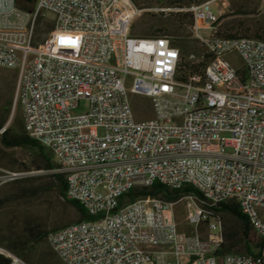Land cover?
Returning a JSON list of instances; mask_svg holds the SVG:
<instances>
[{
    "label": "built area",
    "instance_id": "1",
    "mask_svg": "<svg viewBox=\"0 0 264 264\" xmlns=\"http://www.w3.org/2000/svg\"><path fill=\"white\" fill-rule=\"evenodd\" d=\"M186 11L201 52L183 61L169 36L131 35L132 0H0V69L16 73L24 132L90 217L46 233L64 264H264V248L220 253L217 211L236 205L264 242V40L222 36L210 1ZM39 17L51 28L35 43ZM155 183L181 194L127 197Z\"/></svg>",
    "mask_w": 264,
    "mask_h": 264
},
{
    "label": "rangeland",
    "instance_id": "2",
    "mask_svg": "<svg viewBox=\"0 0 264 264\" xmlns=\"http://www.w3.org/2000/svg\"><path fill=\"white\" fill-rule=\"evenodd\" d=\"M206 1H210L213 15L219 17V31L222 36L230 27L235 28L236 36L245 29L252 33L264 31V0H132L141 12L134 18L130 33L132 36L147 37L154 35L156 30H162L177 44L186 46L188 54L197 55L201 48L188 28L191 15L186 9ZM44 17L53 19L50 13H45ZM46 19L44 21L48 23ZM179 20L182 21L180 22L182 28L177 30ZM45 32L38 35L36 33L35 43L44 40ZM227 58L234 66L242 64L236 56ZM15 81L14 70L0 69V122L7 120L3 128L10 124L14 128L15 124L12 123L14 110H17L22 120L20 106L14 105ZM10 100L12 106L9 114L7 110ZM130 100L134 108L139 105L136 114L138 120L152 117L148 98L132 96ZM83 109L84 103L80 111ZM14 130L16 131V128ZM41 164L31 150L19 147L5 148L0 143V246L9 250L10 245H24L34 261L43 264H64L54 255L46 242L34 247L29 237L32 230L50 231L56 226L61 228L75 223L78 219V213L71 207H67L63 212L54 213L56 193L48 186L50 183L48 176L53 172L37 170V166L41 167ZM12 173L18 174L14 179H23L24 182L20 185H11L10 182L14 180L11 178ZM176 217L180 229L190 231L182 222L184 218L182 204L178 205Z\"/></svg>",
    "mask_w": 264,
    "mask_h": 264
},
{
    "label": "trees",
    "instance_id": "3",
    "mask_svg": "<svg viewBox=\"0 0 264 264\" xmlns=\"http://www.w3.org/2000/svg\"><path fill=\"white\" fill-rule=\"evenodd\" d=\"M181 15H178V17ZM179 20L177 30L182 28ZM190 25V24H189ZM51 28L50 24L46 23L42 17L38 18L36 33L42 34L43 32L49 30ZM224 36L226 37H237V33L235 28H228L224 31ZM233 32V33H232ZM166 35L162 30H156L154 35L151 36H159ZM238 36L242 37H254L258 39L264 40V31L261 32H250V30L245 29L242 33L238 34ZM172 44L179 48L180 54L182 56V60L184 61L188 55V49L184 45L177 44L174 40L171 41ZM184 63V62H183ZM185 68L189 69L187 64L184 65ZM12 106V100L8 103V112L10 114ZM7 120H3L0 122V129L4 127ZM14 128L12 125H8L4 128V130L0 133V143L5 148H27L31 150L38 160L42 163L41 167L37 166V170H45L52 171L55 168V164L52 162V157L50 154L41 146H39L35 141L31 140L24 132L23 129V121L20 119V115L17 110H14L13 113V121ZM50 183L49 188H51L56 193V203L53 208L54 213L63 212L67 207H71L78 213V219L76 222H81L85 220H89L90 217L86 214L84 209L75 201L69 200L65 196L66 183L65 179L62 175L57 173H51L48 176ZM23 179H14L10 182L11 185H20L23 183ZM190 189H184L183 192H189ZM181 191H173L168 188L161 186L157 183L151 185L148 188H136L131 190L127 197L129 200H134L137 197L144 196H154L159 197L161 199L167 201H174L178 199ZM218 213L222 216L223 220V235H224V244L220 251L221 254L226 253H238V254H252L255 250H261L264 248V242L257 240L255 238V234L250 227L248 220L246 217L239 211L238 207L234 204H224L218 208ZM75 222V223H76ZM64 227V226H62ZM60 228L56 226L55 229ZM48 231L45 230H37L31 231L29 234L30 241L34 247L41 246L45 243V235ZM23 244V243H21ZM25 244V243H24ZM8 249L21 257L27 263L30 264H43V262L34 261L32 256L28 250V248L23 246L10 245ZM7 260L0 256V264H6Z\"/></svg>",
    "mask_w": 264,
    "mask_h": 264
},
{
    "label": "snow or ice",
    "instance_id": "4",
    "mask_svg": "<svg viewBox=\"0 0 264 264\" xmlns=\"http://www.w3.org/2000/svg\"><path fill=\"white\" fill-rule=\"evenodd\" d=\"M61 42L64 43V42H67V43H70V44H74L75 41L70 38V37H61Z\"/></svg>",
    "mask_w": 264,
    "mask_h": 264
}]
</instances>
